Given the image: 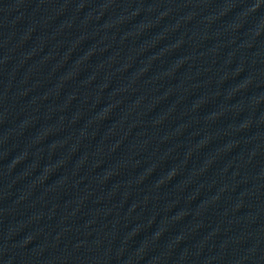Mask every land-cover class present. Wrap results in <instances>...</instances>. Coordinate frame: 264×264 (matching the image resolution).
Listing matches in <instances>:
<instances>
[{"label": "water", "instance_id": "1", "mask_svg": "<svg viewBox=\"0 0 264 264\" xmlns=\"http://www.w3.org/2000/svg\"><path fill=\"white\" fill-rule=\"evenodd\" d=\"M0 264H264V0H0Z\"/></svg>", "mask_w": 264, "mask_h": 264}]
</instances>
